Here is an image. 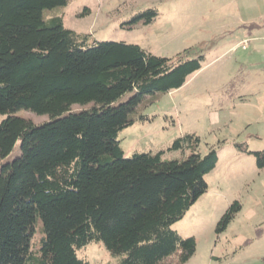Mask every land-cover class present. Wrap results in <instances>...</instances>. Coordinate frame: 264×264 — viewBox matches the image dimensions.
<instances>
[{"label": "trees", "instance_id": "1", "mask_svg": "<svg viewBox=\"0 0 264 264\" xmlns=\"http://www.w3.org/2000/svg\"><path fill=\"white\" fill-rule=\"evenodd\" d=\"M69 1L0 0V264H89L75 249L92 241L122 255L118 264H184L195 240L171 225L206 191L216 148L201 155L199 138L185 135L171 145L189 148L182 159L163 160L162 150L124 157L118 133L145 119L138 107L146 95L181 87L202 55L170 59L136 44L90 42L61 16L43 17ZM21 109L49 119L35 124ZM17 143L19 154L5 161ZM233 147L264 167V151ZM240 207H228L215 233Z\"/></svg>", "mask_w": 264, "mask_h": 264}, {"label": "rangeland", "instance_id": "2", "mask_svg": "<svg viewBox=\"0 0 264 264\" xmlns=\"http://www.w3.org/2000/svg\"><path fill=\"white\" fill-rule=\"evenodd\" d=\"M148 9L157 12L150 23L134 19ZM57 15L66 28L89 34L90 42L136 44L170 59L202 55V67L181 87L144 97L138 111L145 119L122 129L118 141L124 157L162 150L163 160L189 153L188 147L171 148L185 135L199 138L201 155L214 146L217 163L205 174L206 191L171 225L181 237L195 240V252L184 264H264V167L257 166L252 154L233 147L239 143L264 151V50L255 53L252 43H246V50L238 44L246 30L263 28L259 32L264 34V0H70L43 10L46 19ZM235 44L237 49L230 51ZM133 94L126 92L116 103ZM16 114L35 124L49 119L24 109ZM19 152L17 143L5 161ZM234 201L240 209L215 233ZM39 227L40 221L33 240L40 236ZM75 250L89 264H118L123 257L111 255L97 241Z\"/></svg>", "mask_w": 264, "mask_h": 264}, {"label": "crops", "instance_id": "3", "mask_svg": "<svg viewBox=\"0 0 264 264\" xmlns=\"http://www.w3.org/2000/svg\"><path fill=\"white\" fill-rule=\"evenodd\" d=\"M262 29L258 28L257 31L246 30L243 33L242 39H240L238 41V44L240 43L241 49L246 50L247 47L243 48L241 46L242 41L246 40L248 42V44L252 43V45H253L252 51H254L255 53L264 50V34L259 32V30H262ZM237 47H238L237 44H235L233 47H230L229 50L235 51L237 49ZM243 57H244V60L248 59L246 56H243ZM247 61H249V60H247Z\"/></svg>", "mask_w": 264, "mask_h": 264}, {"label": "built area", "instance_id": "4", "mask_svg": "<svg viewBox=\"0 0 264 264\" xmlns=\"http://www.w3.org/2000/svg\"><path fill=\"white\" fill-rule=\"evenodd\" d=\"M246 43H247L246 40L242 41L241 46H242L243 48H245V47H246Z\"/></svg>", "mask_w": 264, "mask_h": 264}]
</instances>
